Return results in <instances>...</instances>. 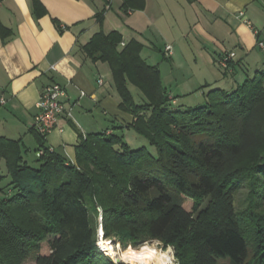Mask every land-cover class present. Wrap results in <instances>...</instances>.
<instances>
[{
    "label": "trees",
    "instance_id": "obj_1",
    "mask_svg": "<svg viewBox=\"0 0 264 264\" xmlns=\"http://www.w3.org/2000/svg\"><path fill=\"white\" fill-rule=\"evenodd\" d=\"M121 41L117 31L99 30L82 49L107 63L118 107L132 115L127 127L156 155L113 131L80 133L71 162L33 129L31 163L18 140L0 139L9 178L0 187V264H116L96 245L97 206L104 238L122 248L157 239L176 264H264V69L231 92L209 91L203 105L174 107L158 67L140 56L142 44ZM184 197L194 200L191 210Z\"/></svg>",
    "mask_w": 264,
    "mask_h": 264
},
{
    "label": "crops",
    "instance_id": "obj_2",
    "mask_svg": "<svg viewBox=\"0 0 264 264\" xmlns=\"http://www.w3.org/2000/svg\"><path fill=\"white\" fill-rule=\"evenodd\" d=\"M99 30L117 31L121 46L141 43L146 63L168 59L157 67L162 84L180 94L166 88L172 104L183 102L182 108L203 105L204 88L227 91L252 66L264 69L256 52L264 41V0H0V139L18 140L27 150L24 158L39 146L32 128L35 103L51 82L65 90V112L44 144L69 161L75 162L80 133L123 131L131 123L132 115L118 107L107 63L92 61L82 49ZM225 51L235 52L227 72L217 64ZM0 176L3 187L9 181L4 159Z\"/></svg>",
    "mask_w": 264,
    "mask_h": 264
},
{
    "label": "rangeland",
    "instance_id": "obj_3",
    "mask_svg": "<svg viewBox=\"0 0 264 264\" xmlns=\"http://www.w3.org/2000/svg\"><path fill=\"white\" fill-rule=\"evenodd\" d=\"M256 52H258V54H260L259 56H261V57H263L264 58V51H261V50H256ZM159 55V54H158ZM143 56V55H142ZM160 56V55H159ZM252 56H250V60H253L254 61V59H255V56H253L252 58H251ZM150 65L152 64V65H155V66H157V63H159V62H161V61H165V62H167V63H170V61L168 60V59H163L161 56L159 57V60L157 59V60H146ZM248 62H250V61H248ZM147 63V64H148ZM254 67L252 66L251 68H249V70H248V74H247V76H245V78H244V80L246 79V78H251L252 76H253V74H254ZM244 80H241L240 81V83L239 84H235V86H234V88H228V92H231V91H233L234 89H236L240 84H242L243 83V81ZM170 83V82H169ZM233 83V82H232ZM235 83V82H234ZM165 87V86H164ZM233 87V86H232ZM130 92L132 93V95H133V97H134V100L137 102V103H139V102H141V96H142V94H141V92L138 90V88H136L135 86H133V85H130ZM165 88H167L169 91H171V93H173L174 95L176 94V95H179L180 96V94H178V92H174V87L173 86H170V87H168V85L165 87ZM204 89H206V91H205V95H207L208 94V88H204ZM200 90V89H199ZM198 89L196 90V91H199ZM194 93H196V92H192L190 95H193ZM171 97H173V95L171 96ZM175 97H178V96H175ZM194 98V97H193ZM194 101V100H193ZM183 102H179V104L178 105H174V104H172V106H174V107H182L181 105H183L182 104ZM191 105H195V104H191ZM192 107V106H191ZM185 108H187V107H185ZM113 130H115V134H119V135H121L122 134V137H123V140L125 141V143L131 148V149H137V148H140V147H142V146H145L147 149H148V151L150 152V153H152L153 155H156V150H155V148L153 147V146H151V145H149L148 144V142H147V140L144 138V137H142V136H140V135H138L133 129H131V128H125L123 131L121 130V129H114L113 128ZM27 160L28 161H30L31 163H33V161H34V158H35V153H34V151L32 150V151H29L28 152V154H27ZM244 195H245V191L244 190H241L240 192H239V194H238V196H237V198H236V208L237 209H241L242 208V200H243V198H244ZM182 204H183V207L185 208V209H187V210H191L192 209V207H193V205H194V200L192 199V198H190V197H184L183 198V201H182ZM264 208V207H263ZM101 212H102V209L99 207V206H97V215H96V221H97V232H99L98 230H100V228L102 229V226H101V219H102V217H101ZM101 226V227H100ZM102 236H103V229H102ZM104 237V236H103ZM105 239H108V240H110L111 242H112V244H113V246L115 247V249H116V251H119L120 249H125V248H122V246L120 245V243L115 239V237H107V238H105ZM152 241V242H151ZM149 243V244H151V245H153L154 247H156L157 249H160V250H162V249H164L165 251H169L170 252V255H171V259H172V264H176V259H175V256H174V252H173V249H172V247L171 246H164V244L161 242V241H159V240H157V239H153V240H147V241H145V242H143L142 244H144V243ZM142 244H140V245H138V246H136V247H133V246H131V245H128V246H131V247H133V248H139ZM127 246V247H128ZM42 252L43 253H48L49 252V250H48V245L46 244V243H43V245H42ZM102 249H103V247H102ZM100 250V251H102V253L103 254H105L106 255V253L103 251V250H105V249H103V250ZM107 255H109V257L114 261V263H116V264H119V263H122V264H127V263H124V262H116L115 261V258H113L110 254H107ZM228 261V259H219L218 260V263L217 264H220V263H222V262H227ZM23 264H35V262L32 260V259H28L27 261H25Z\"/></svg>",
    "mask_w": 264,
    "mask_h": 264
},
{
    "label": "built area",
    "instance_id": "obj_4",
    "mask_svg": "<svg viewBox=\"0 0 264 264\" xmlns=\"http://www.w3.org/2000/svg\"><path fill=\"white\" fill-rule=\"evenodd\" d=\"M257 46L259 49L264 51V41H258ZM164 55L166 57L171 54V45H165ZM235 52L234 51H225L217 59V64L224 71H231L233 69L232 63L234 62ZM98 83H102V78H98ZM66 96L65 90L62 85L56 82H51L46 84L41 92L38 100L35 103L37 112L33 118L32 128L42 137H45L51 130L58 128V117L60 114L65 112V107L63 104V98ZM1 103L4 101L1 100ZM67 115L70 116V113L67 112ZM50 152L54 151L52 146H47ZM43 154V149H38L36 151V156ZM101 227V226H100ZM101 229V228H100ZM99 231V230H98ZM102 236V233L98 232V237L96 245L99 249H102V246L98 244V239ZM103 250V249H102ZM106 255V250H103ZM109 256V255H108Z\"/></svg>",
    "mask_w": 264,
    "mask_h": 264
},
{
    "label": "bare ground",
    "instance_id": "obj_5",
    "mask_svg": "<svg viewBox=\"0 0 264 264\" xmlns=\"http://www.w3.org/2000/svg\"><path fill=\"white\" fill-rule=\"evenodd\" d=\"M100 232H102L101 229ZM98 244L106 250L107 254L115 258L116 262H124L127 264H172L169 251L157 249L147 242L137 249L129 246L116 251L110 240L100 236Z\"/></svg>",
    "mask_w": 264,
    "mask_h": 264
},
{
    "label": "water",
    "instance_id": "obj_6",
    "mask_svg": "<svg viewBox=\"0 0 264 264\" xmlns=\"http://www.w3.org/2000/svg\"><path fill=\"white\" fill-rule=\"evenodd\" d=\"M101 231H102V229H101ZM99 233H100V230H99ZM119 261V260H118Z\"/></svg>",
    "mask_w": 264,
    "mask_h": 264
}]
</instances>
